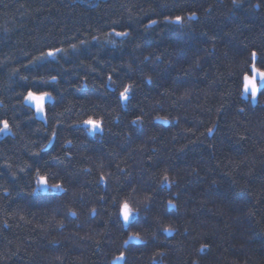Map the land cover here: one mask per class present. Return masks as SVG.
Listing matches in <instances>:
<instances>
[{"label": "trees", "instance_id": "trees-1", "mask_svg": "<svg viewBox=\"0 0 264 264\" xmlns=\"http://www.w3.org/2000/svg\"><path fill=\"white\" fill-rule=\"evenodd\" d=\"M254 50L264 70V0H0V264H264Z\"/></svg>", "mask_w": 264, "mask_h": 264}, {"label": "snow or ice", "instance_id": "snow-or-ice-1", "mask_svg": "<svg viewBox=\"0 0 264 264\" xmlns=\"http://www.w3.org/2000/svg\"><path fill=\"white\" fill-rule=\"evenodd\" d=\"M234 2H235V0H234ZM189 15L194 16L195 13H190ZM165 19L167 22L175 23V24H182L184 22V17L179 16V15H177L175 17H166ZM156 23H157L156 20L151 21V24H156ZM115 34L117 36H128L129 35L128 32H117ZM112 43H115V42L112 41ZM73 47H75V45H73ZM62 51H64V50L60 49V48L50 49L46 53H42L41 56L38 57L37 59H44L46 57H54L57 55V53H60ZM256 58H257V52L254 50L251 53V59L253 62L251 63L250 69H249V71L252 72L253 75H249L246 72L243 74V77H242V79H243L242 95L245 97L250 96L253 101H256L259 96L264 95V70L257 68V66L255 64ZM51 79L56 80L57 78L51 77ZM108 80L111 81L112 77L109 76ZM132 88H133L132 84H128V85L124 86L123 91L119 92V98L122 101H125V102L128 101L130 99ZM52 98H53V96H52L51 92H48V91L36 92V91L29 90L27 93V96L25 97V100L30 102V104L35 107L36 113L42 114V113H45V111H46V102ZM242 111H243V109H241V112ZM139 119H140V117L136 118V120H139ZM135 122L136 121H133V123H135ZM81 123L88 126L89 130L91 132H97V131L103 130L101 120H95V119L89 118L87 120L82 121ZM209 131H211V129H209ZM0 133L6 134V135L11 133V125L9 124L8 120L5 119L3 121H0ZM55 136H56V133L52 132L53 139L55 138ZM51 143H52V140H49V144H51ZM44 147L46 148V147H48V145H45ZM50 178L55 179L56 173H51L50 175L46 173V174L41 175L39 170H37V176H36V180H35L36 188L33 189V192H36V193H38V192L63 193L64 191H66L63 188V182L62 181L57 182V183H51ZM101 180L103 181L104 177H101ZM163 180L170 183L169 177L167 175H165L163 177ZM169 204L171 205V202H169ZM94 212H95V209H93V213ZM137 214H138V210L132 208L128 204L127 201H125L123 203V205L121 207V215H122L125 223H130L131 220L133 219V217ZM166 230H171V229H166ZM133 238H138V237L137 236L129 237V239H133ZM125 243H127V241H125ZM204 247H206V246H204V245L201 246L202 250ZM117 259H123V253Z\"/></svg>", "mask_w": 264, "mask_h": 264}, {"label": "rangeland", "instance_id": "rangeland-1", "mask_svg": "<svg viewBox=\"0 0 264 264\" xmlns=\"http://www.w3.org/2000/svg\"><path fill=\"white\" fill-rule=\"evenodd\" d=\"M87 128H88V130H89V127L87 126ZM89 132H91L90 130H89ZM91 133H95V132H91Z\"/></svg>", "mask_w": 264, "mask_h": 264}]
</instances>
